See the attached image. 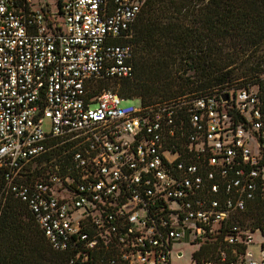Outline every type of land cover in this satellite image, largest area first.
Returning <instances> with one entry per match:
<instances>
[{
	"label": "built area",
	"instance_id": "built-area-1",
	"mask_svg": "<svg viewBox=\"0 0 264 264\" xmlns=\"http://www.w3.org/2000/svg\"><path fill=\"white\" fill-rule=\"evenodd\" d=\"M145 2L0 0V201L24 203L67 264H174L184 231L190 245L222 238L198 264H264V233L247 231L260 238L253 258L256 242L229 225L264 193L257 90L150 106L95 93L132 77L131 48L115 41L132 37ZM55 147L67 157L27 178V164Z\"/></svg>",
	"mask_w": 264,
	"mask_h": 264
},
{
	"label": "trees",
	"instance_id": "trees-1",
	"mask_svg": "<svg viewBox=\"0 0 264 264\" xmlns=\"http://www.w3.org/2000/svg\"><path fill=\"white\" fill-rule=\"evenodd\" d=\"M60 4L57 0L56 6ZM132 29L131 38L115 41L131 48L132 77L100 81L95 93L111 90L124 100L150 106L216 89L237 90L232 84L239 82L241 88L256 85L264 114V0H146ZM58 143L50 139L46 145ZM66 150L55 147L40 159L60 162ZM42 169L26 170V177ZM3 187L0 172V191ZM0 204V264H67V254L49 247L24 203L2 195ZM229 225L264 233V193ZM221 239L191 244V260L198 264L211 258ZM239 247L244 253L245 245Z\"/></svg>",
	"mask_w": 264,
	"mask_h": 264
},
{
	"label": "rangeland",
	"instance_id": "rangeland-1",
	"mask_svg": "<svg viewBox=\"0 0 264 264\" xmlns=\"http://www.w3.org/2000/svg\"><path fill=\"white\" fill-rule=\"evenodd\" d=\"M57 0H32L33 4L36 5V6H39V5H43V4H47V5H50V6H53V4L56 3ZM61 20V18H59ZM264 52V47L262 48L261 52L262 53ZM241 83H234L232 84L233 87L235 88H241ZM253 88L257 89L256 85H253L252 86ZM179 101L183 100L182 98L181 99H177ZM132 104L134 106H138L139 105V101L134 99V100H126V102L124 104ZM43 130L44 131H49L50 129V125L49 123L46 121L43 126H42ZM258 145L255 144L253 149H255L254 151H256ZM47 165L46 161H42L40 159V157H38L37 159L35 160H32L30 161L28 164H27V170L31 171V170H35L36 172L42 168H44L45 166ZM248 221H245V224H247ZM247 230H241L243 233H239L243 238H247V237H252L253 239V243L251 246H249V248L247 249L248 251L251 252L252 254V257L253 258H258L259 257V245L257 243V241L260 239L259 238V235L258 234H249ZM192 236L189 234V232L187 231H184L183 232V237H182V240H181V244L179 247H181L183 249V258L179 261H177L176 263L174 264H190V258H191V254L194 252L195 250V247L190 245V241L192 240Z\"/></svg>",
	"mask_w": 264,
	"mask_h": 264
},
{
	"label": "water",
	"instance_id": "water-1",
	"mask_svg": "<svg viewBox=\"0 0 264 264\" xmlns=\"http://www.w3.org/2000/svg\"><path fill=\"white\" fill-rule=\"evenodd\" d=\"M222 100H223L224 102H226V101H227V96L224 95V96L222 97Z\"/></svg>",
	"mask_w": 264,
	"mask_h": 264
}]
</instances>
